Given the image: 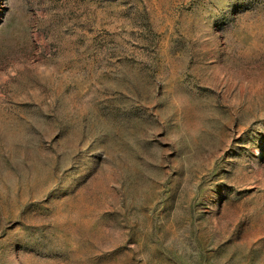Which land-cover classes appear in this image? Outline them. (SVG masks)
<instances>
[{
  "label": "rangeland",
  "instance_id": "1",
  "mask_svg": "<svg viewBox=\"0 0 264 264\" xmlns=\"http://www.w3.org/2000/svg\"><path fill=\"white\" fill-rule=\"evenodd\" d=\"M0 264H264V0H0Z\"/></svg>",
  "mask_w": 264,
  "mask_h": 264
}]
</instances>
